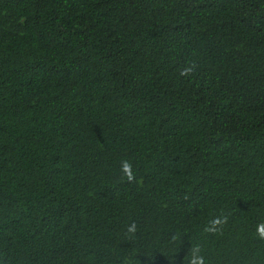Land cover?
<instances>
[{"label":"trees","instance_id":"16d2710c","mask_svg":"<svg viewBox=\"0 0 264 264\" xmlns=\"http://www.w3.org/2000/svg\"><path fill=\"white\" fill-rule=\"evenodd\" d=\"M261 227L264 0H0V264H264Z\"/></svg>","mask_w":264,"mask_h":264},{"label":"clouds","instance_id":"9594fccd","mask_svg":"<svg viewBox=\"0 0 264 264\" xmlns=\"http://www.w3.org/2000/svg\"><path fill=\"white\" fill-rule=\"evenodd\" d=\"M121 169L129 180L134 178L132 175V171H131V164L127 160L122 162ZM219 222H220L219 219H217L215 221V223H219ZM128 231L132 232V233H134L136 231L135 223L128 226ZM259 234H260L261 238H264V227H261L259 229ZM191 264H204V258L203 257H195L192 260Z\"/></svg>","mask_w":264,"mask_h":264}]
</instances>
